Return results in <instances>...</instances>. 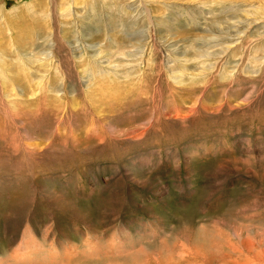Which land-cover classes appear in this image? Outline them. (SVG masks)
Listing matches in <instances>:
<instances>
[{
	"label": "rangeland",
	"instance_id": "1",
	"mask_svg": "<svg viewBox=\"0 0 264 264\" xmlns=\"http://www.w3.org/2000/svg\"><path fill=\"white\" fill-rule=\"evenodd\" d=\"M261 253L264 0H0V264Z\"/></svg>",
	"mask_w": 264,
	"mask_h": 264
},
{
	"label": "bare ground",
	"instance_id": "2",
	"mask_svg": "<svg viewBox=\"0 0 264 264\" xmlns=\"http://www.w3.org/2000/svg\"><path fill=\"white\" fill-rule=\"evenodd\" d=\"M117 27V26H116ZM121 27V31H126L129 27H127V26H125V25H121V26H119L118 28H120ZM114 29V28H113ZM11 34V33H10ZM12 39H15V37L13 36L12 37ZM46 41L48 42V39H46ZM53 44H55V43H52V45ZM57 45V44H56ZM51 46V45H50ZM49 59H51L50 57H49ZM48 61H50V60H48ZM94 61V60H93ZM58 63V62H57ZM25 66V65H24ZM89 67H90V70L92 69V64L89 62ZM26 68V67H25ZM37 86H38V84H37ZM62 87V86H61ZM65 88H66V85H64L63 87H62V89L63 90H65ZM137 137V136H136ZM257 257H259L260 258V260H263L264 261V253H261V254H256V255H254L252 258H251V261H252V263H254V262H256L257 261ZM248 261V260H247ZM256 264V263H255Z\"/></svg>",
	"mask_w": 264,
	"mask_h": 264
}]
</instances>
